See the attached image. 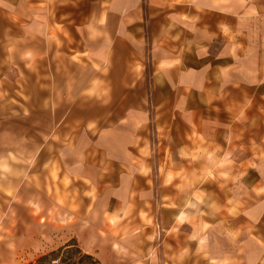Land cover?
<instances>
[{
	"label": "crops",
	"instance_id": "crops-1",
	"mask_svg": "<svg viewBox=\"0 0 264 264\" xmlns=\"http://www.w3.org/2000/svg\"><path fill=\"white\" fill-rule=\"evenodd\" d=\"M264 264V0H0V264Z\"/></svg>",
	"mask_w": 264,
	"mask_h": 264
},
{
	"label": "rangeland",
	"instance_id": "rangeland-1",
	"mask_svg": "<svg viewBox=\"0 0 264 264\" xmlns=\"http://www.w3.org/2000/svg\"><path fill=\"white\" fill-rule=\"evenodd\" d=\"M46 254H49L50 257L44 264H102L94 255L85 252L81 243L75 239ZM46 254L40 255L26 264L35 263Z\"/></svg>",
	"mask_w": 264,
	"mask_h": 264
},
{
	"label": "trees",
	"instance_id": "trees-1",
	"mask_svg": "<svg viewBox=\"0 0 264 264\" xmlns=\"http://www.w3.org/2000/svg\"><path fill=\"white\" fill-rule=\"evenodd\" d=\"M49 257H50L49 254L43 255L42 257H40V258L38 259L37 262H35V263H30V264H44L45 261H46Z\"/></svg>",
	"mask_w": 264,
	"mask_h": 264
}]
</instances>
